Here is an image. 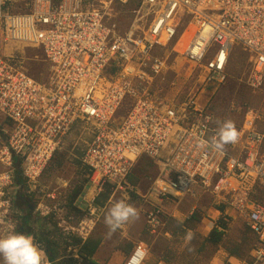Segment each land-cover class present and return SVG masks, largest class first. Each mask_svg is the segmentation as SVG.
<instances>
[{"label":"built area","instance_id":"2783aa9c","mask_svg":"<svg viewBox=\"0 0 264 264\" xmlns=\"http://www.w3.org/2000/svg\"><path fill=\"white\" fill-rule=\"evenodd\" d=\"M18 46L41 51L47 77L28 72L21 50L0 52V224L8 234L22 214L18 192H44L42 177L71 137L87 185V212L72 235L86 239L114 194L139 195L127 177L146 156L159 165L148 232L162 226L164 201L202 192L244 220L255 260L264 257V117L247 108L236 143L216 148L222 121L199 99L226 81L236 47L247 55V88L264 95V0H0V50ZM191 75L198 87L186 90L179 81ZM137 251L142 264V241L124 264Z\"/></svg>","mask_w":264,"mask_h":264},{"label":"rangeland","instance_id":"374dc122","mask_svg":"<svg viewBox=\"0 0 264 264\" xmlns=\"http://www.w3.org/2000/svg\"><path fill=\"white\" fill-rule=\"evenodd\" d=\"M129 7H131V5H128L126 9ZM127 16L128 15H124L123 18L126 19ZM9 48L10 47L5 49L2 47L0 52H20L21 50L20 46L17 47L18 49L13 50ZM20 53L22 56L21 59L24 60V65L28 72L35 74V76L40 77V79H46L47 73L44 68L46 63L42 61L43 56L41 51L35 47H23ZM227 70L228 77L223 84H220L215 90H210L205 92V94H201L199 97L200 103L207 102V105L214 113L216 124L217 120L223 122L225 119H229L233 121L235 127H237L242 122L244 112L249 107L258 109L262 117H264V95L262 93L254 94L247 88L243 79L247 71V55L238 47L232 51ZM169 74L173 76L174 73L170 72ZM179 84L186 90L189 86L198 87L194 79L192 80V75L188 80L179 81ZM168 94L170 93L166 92V95ZM127 105L128 101L123 104L118 113H124V109L127 108ZM74 135H77V131ZM71 140L72 138L69 137L63 149L55 154V158L49 167V172L51 174H46V180H43V184L46 187L43 188L44 192L36 196L26 195L28 198L31 196L27 206L30 204L33 206L31 215L36 217L33 218L30 223L26 224V229L37 233H43V231L48 230L51 234V240L57 242L56 246L58 252L54 262H51L48 260L42 244L35 241L33 238L34 242L43 251L42 264H47V262H51L49 264H102L103 260L98 258H92V261L89 262V259L78 251L77 246L70 244V236H74L70 233L71 227L76 228L78 225L77 221L87 212V202L84 200L86 198L85 192L87 189L86 180L79 167L78 160L72 155ZM145 166L148 167L146 168ZM158 173L159 165L156 160H153L151 164L146 163L144 158H139L129 173L133 178L136 177L137 179L134 189L139 195L133 194L129 196V199H126L118 194H114L111 202L106 205L103 215L93 226L89 236H102V241L99 246L103 244L104 240V244L107 246L110 245L112 248L114 247L113 252H116V255L113 260L114 263L112 264H119L121 254L126 252H123L118 247L127 244V242L132 243V245H135L138 241L145 243L148 253L142 264H157L158 261L163 262V264H197L199 262V255H206L212 252L214 245L206 244L204 248L200 249L202 237L206 235V225L208 226V224H205L207 220H204V218L211 214V206L216 203L208 194L200 192L199 195L197 194L196 196L184 195L181 197L182 199L180 201L173 200L176 203L164 201L162 203V226L158 228L155 233H150L146 230L143 211L151 205L149 194L151 188L155 186L154 181L158 177ZM53 174L58 179H53ZM77 180L84 181L82 191L74 202L81 210L80 212L69 208L67 205V194ZM16 184L19 185L20 182ZM49 191H55V199H51L47 196ZM260 198L264 201V193L261 194ZM16 199L17 197L15 198V202ZM105 199L106 197H104L102 201ZM117 201H124L131 204L136 208L137 215L141 214L139 219L141 221L143 220V223L140 226L138 235H132L129 232L130 223L133 218L123 223L121 227L115 231H109L104 222V217L112 204ZM38 203L42 205L38 207ZM193 207H195L194 211H192ZM192 214L198 215L197 220L186 224V218ZM19 218L20 215L18 211L16 215L17 224L20 222ZM181 222H183V224ZM8 230L9 229L5 225L0 224V236L7 235ZM13 232H19L17 226ZM23 233H25V231ZM225 236L227 240L221 245H229V248H231L234 243L237 244V242H240V253L243 256L249 254L252 244L255 245L254 236L251 231L247 229V226L241 218L229 222ZM244 238L247 240L245 244L242 241ZM254 260L253 257L251 260L248 259L247 261L248 263H255ZM122 262V264H124L125 260ZM257 262H259V260L256 261V263Z\"/></svg>","mask_w":264,"mask_h":264},{"label":"trees","instance_id":"16d2710c","mask_svg":"<svg viewBox=\"0 0 264 264\" xmlns=\"http://www.w3.org/2000/svg\"><path fill=\"white\" fill-rule=\"evenodd\" d=\"M141 158H144V161L146 163H151L152 164V159L146 156H141ZM78 162V161H77ZM58 164V163H57ZM148 165V164H146ZM151 166V165H148ZM148 166H145L146 168ZM143 169V168H142ZM86 180V178H85ZM15 181L20 182V184H22V180L19 176L18 171L15 172ZM136 177H132L131 174L128 175L127 177V183H129L130 185H132L133 187H135L134 185L136 184ZM83 183L84 181L82 180H77V182L75 183V185L72 187L71 190H69L68 192V207L73 209V210H77L78 212H80L81 210L74 204L75 200L77 199V197L79 196V194L82 191V187H83ZM104 194H101L100 197L98 198L99 202H102V200L104 199ZM30 200V198H28L26 196L25 193H23L22 191L18 192L17 194V199H16V207L19 208V210L22 212V214L20 215V222H18L17 224V230L19 232H24L26 234H30L33 236V238L35 239V241L39 242L42 244V247L44 248V251L47 255V258L49 261L54 262L57 252H58V248L56 246L57 242H55L54 240H51V234L48 230L43 231V233H37L35 231H30L28 229H26V224L30 223L33 218H36L35 216L31 215V208H29L27 206L28 201ZM25 206V208H24ZM221 208V207H220ZM198 215L192 214L190 215L188 218H186V224H188L191 221L197 220ZM184 221V222H185ZM183 224V222H181ZM180 223V224H181ZM218 225L219 227H215L212 228L204 237H202V242H201V246L200 249L204 248V246L206 244L208 245H216L217 243L221 242L224 235H226V229L228 227V223H226L225 221H222L221 219L218 221ZM39 226V225H37ZM248 229V227H247ZM67 238V236H66ZM66 238H64L65 240H67ZM255 238V237H254ZM102 241V236H89L88 238L81 240L80 238L76 237V236H70V244H73L75 246H77L78 251L85 255L89 260V262H91V257L93 256V254L95 253V251L97 250V248L99 247L100 243ZM243 243H246V238L242 239ZM132 246V243L127 242V244L123 245V246H119L118 248L121 249L123 252H127V249H129ZM240 242H237V244H233V247L231 246L230 248V252L231 253H239L238 251H240Z\"/></svg>","mask_w":264,"mask_h":264},{"label":"clouds","instance_id":"9594fccd","mask_svg":"<svg viewBox=\"0 0 264 264\" xmlns=\"http://www.w3.org/2000/svg\"><path fill=\"white\" fill-rule=\"evenodd\" d=\"M238 130L233 121L225 119L221 122L213 145L222 148L223 145L236 143ZM137 216L134 206L124 201H117L108 209L104 222L109 231H115L130 218ZM144 252L137 251L132 257L131 264H141ZM43 251L34 242L33 236L23 232H11L0 236V264H42Z\"/></svg>","mask_w":264,"mask_h":264},{"label":"crops","instance_id":"0c3cea01","mask_svg":"<svg viewBox=\"0 0 264 264\" xmlns=\"http://www.w3.org/2000/svg\"><path fill=\"white\" fill-rule=\"evenodd\" d=\"M46 174H51V173L50 172L45 173L42 177V181L46 180V176H45ZM53 179H58V178L56 176H54V174H53ZM181 199L182 198H178L175 200L180 201ZM171 201L173 203H176L173 200H171ZM211 209H212L211 214L208 215V217L204 218V220L205 219L207 220V222L205 224H208L210 221L215 222V221H217V219H218V221L220 219L222 221H224L221 217V215L223 213L229 218L230 221H232L234 219L241 218L237 215V213L233 209L226 208L225 204L220 200H218L217 203L212 204ZM140 215L141 214H138L135 218L132 219V222L130 223V228H129L130 231L129 232L132 235H138V233H139L140 226L143 223V220L141 221L139 219ZM218 221H217V224H218ZM243 222H244V220H243ZM217 227H219V225H217ZM206 229H207V231H206V234H207L211 230V227L209 225L208 226L206 225ZM225 240H227V237L224 235L222 241L217 243L216 244L217 246L214 245L213 250L210 254L199 255L198 256L199 262L197 264H264V262H263L264 257L261 259L254 260L255 263H248L247 260L248 259L251 260L254 257V251H253L254 244H252V248L249 250V254H247L246 256H243V255H241L240 251H238L239 253H237V254L231 253L229 245H227V246L221 245ZM133 246L134 245H132L129 249H127L126 253L121 254V260H119V264H122L123 263L122 261L126 260L128 254L132 250ZM113 249H114V247L112 248L110 245L107 246L106 244H104V240H103V244H101V246H99L97 248V250L95 251V253L91 257V259L92 258H98L100 260H103L102 264H112V263H114L113 260H114V257L116 255V252H113ZM254 259H255V257H254ZM258 260H259V262L256 263V261H258ZM157 264H163V262L158 261Z\"/></svg>","mask_w":264,"mask_h":264},{"label":"bare ground","instance_id":"6f19581e","mask_svg":"<svg viewBox=\"0 0 264 264\" xmlns=\"http://www.w3.org/2000/svg\"><path fill=\"white\" fill-rule=\"evenodd\" d=\"M232 54V53H231ZM230 60H231V55H230V57H229V59H228V64H227V66L229 65V63H230ZM247 67H248V65H247ZM124 110H126V109H124ZM66 179V178H65ZM31 197V196H30ZM29 197V198H30ZM48 202V201H47ZM53 205V204H52ZM50 208H51V206H50ZM58 209V208H57ZM148 210H149V208H146L144 211H143V214H144V216L147 214V212H148ZM56 211V210H55ZM57 213V212H56ZM82 213H84V212H82ZM70 232V231H69ZM91 233V232H90ZM61 240V239H60Z\"/></svg>","mask_w":264,"mask_h":264},{"label":"water","instance_id":"95a60500","mask_svg":"<svg viewBox=\"0 0 264 264\" xmlns=\"http://www.w3.org/2000/svg\"><path fill=\"white\" fill-rule=\"evenodd\" d=\"M28 207H29V208H31V209H33V206H32L31 204H30V205H28Z\"/></svg>","mask_w":264,"mask_h":264}]
</instances>
